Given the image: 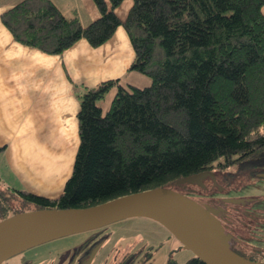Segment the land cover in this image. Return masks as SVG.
<instances>
[{"label":"trees","instance_id":"1","mask_svg":"<svg viewBox=\"0 0 264 264\" xmlns=\"http://www.w3.org/2000/svg\"><path fill=\"white\" fill-rule=\"evenodd\" d=\"M123 1L94 0L100 15L87 25L53 0H22L1 15L16 41L51 54L82 38L100 46L122 25L135 51L130 68L152 78L146 86L128 88L120 78L84 86L80 143L63 191L13 194L33 209L183 186L182 178L213 168L221 156L220 164L264 171V0H134L124 19L116 13ZM112 87L103 112L97 100ZM12 201L0 191V219L23 211ZM151 256L129 250L115 264H152ZM185 264L207 263L194 254Z\"/></svg>","mask_w":264,"mask_h":264},{"label":"crops","instance_id":"2","mask_svg":"<svg viewBox=\"0 0 264 264\" xmlns=\"http://www.w3.org/2000/svg\"><path fill=\"white\" fill-rule=\"evenodd\" d=\"M20 1L0 0V148L5 146L8 162L30 191L55 197L73 171L80 143L77 97L84 86L128 74L133 84L148 79L130 68L135 51L122 25L100 46L82 38L61 54L16 41L1 15ZM53 1L64 13L75 9L84 25L100 15L94 0ZM133 3L124 0L118 16L124 19ZM73 156L71 173L61 174L59 166L67 168Z\"/></svg>","mask_w":264,"mask_h":264},{"label":"rangeland","instance_id":"3","mask_svg":"<svg viewBox=\"0 0 264 264\" xmlns=\"http://www.w3.org/2000/svg\"><path fill=\"white\" fill-rule=\"evenodd\" d=\"M140 74L148 79V83L141 82L140 86L152 83L151 76L146 73ZM117 78L122 79L121 77ZM130 79L129 74L128 77L124 76L123 85L129 88L130 84H133ZM116 92L117 87H112L103 98L97 100L103 112L111 106ZM77 99L78 103L81 104L80 96ZM1 141L3 140L0 138ZM73 159L74 156L69 159L67 168L65 163L59 166L61 174L71 173ZM224 160L225 157L221 156L214 161V169L217 171L215 181L205 180L203 186L198 182L188 183V188L197 193L191 197L196 199L201 197L204 201L218 197L248 200L246 209L259 214V216L251 220L246 219L248 223L246 228L242 225H236V236L243 242L239 245L238 250L240 251L241 247L246 253L242 250L240 252L248 255L255 253L258 255H256L257 259H264V176H258L253 172V169L240 168L238 161L226 165L220 164ZM23 188L33 189L20 180L15 168L8 162L6 148H3L0 150V191L2 194L12 197L15 208L33 209V202L25 203L13 195L16 194V189ZM232 212L234 213V211ZM235 218L238 219V217ZM238 220L240 221V218ZM89 240L90 244L100 246L92 264H115L129 250L138 249L152 251L150 258L152 264H168L170 257L175 261L174 264H185L194 255L192 250L182 247L179 239L161 222L147 216H133L29 247L12 255L1 264H17L18 258H24L28 255L32 257L34 254H44L47 251H51L53 254L61 253L65 255V258H69L82 243Z\"/></svg>","mask_w":264,"mask_h":264},{"label":"water","instance_id":"4","mask_svg":"<svg viewBox=\"0 0 264 264\" xmlns=\"http://www.w3.org/2000/svg\"><path fill=\"white\" fill-rule=\"evenodd\" d=\"M210 171L186 176L182 182L202 180ZM264 176V172L259 173ZM235 203L243 199L228 198ZM147 216L161 222L207 264H264L233 248L227 231L209 204L173 187H153L85 207L35 208L17 211L0 220V264L29 247L56 238L104 226L119 219ZM92 251L88 264L99 249Z\"/></svg>","mask_w":264,"mask_h":264},{"label":"flooded vegetation","instance_id":"5","mask_svg":"<svg viewBox=\"0 0 264 264\" xmlns=\"http://www.w3.org/2000/svg\"><path fill=\"white\" fill-rule=\"evenodd\" d=\"M206 171H210V172H208L207 175L203 176L202 180L200 179L195 180L196 183L198 182L200 185L203 186L205 180L208 181L216 180L217 171L214 169V167ZM255 173L258 176H260L259 173H262V171H255ZM175 189L189 196L197 194L195 191H192L190 188H188V184H184L183 186H176ZM197 199L200 200L202 203H205L207 205L209 204V206L214 208L217 217L222 221L227 231H229L235 236V240H233V245L235 246V248L238 249L239 245L242 244L243 242L240 240L239 237L236 236L237 235L236 225L237 224L242 225L244 228H246L248 225L246 219L251 220L259 216V214L253 211H248L246 209L247 208L246 204L249 201L242 200L239 203H235L232 201H228L226 198H220V197L213 198L210 201H204L202 200L201 197ZM232 211H234V213ZM235 217H238V219L240 218V221ZM95 247H97V244H90V240H89L82 243L73 253V255H71V257L69 258H65V255L61 253L53 254V252L47 251L44 254H39V253L34 254L32 257L28 255L25 256L24 258L22 257L18 258L16 263L17 264H88L91 258L92 251L95 249ZM240 250H242L241 247ZM6 264H13V263H6ZM90 264H92V261L90 262Z\"/></svg>","mask_w":264,"mask_h":264}]
</instances>
